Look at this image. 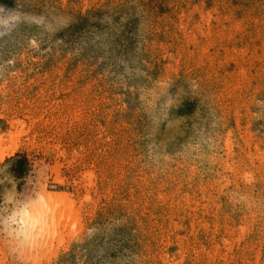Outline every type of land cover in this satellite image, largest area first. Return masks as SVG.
<instances>
[{"label":"rangeland","instance_id":"1","mask_svg":"<svg viewBox=\"0 0 264 264\" xmlns=\"http://www.w3.org/2000/svg\"><path fill=\"white\" fill-rule=\"evenodd\" d=\"M0 19V167L73 202L23 255L0 237V264H264V0H0ZM161 77L196 92L150 133Z\"/></svg>","mask_w":264,"mask_h":264},{"label":"clouds","instance_id":"2","mask_svg":"<svg viewBox=\"0 0 264 264\" xmlns=\"http://www.w3.org/2000/svg\"><path fill=\"white\" fill-rule=\"evenodd\" d=\"M67 19L51 23H44L51 31H56L64 26ZM13 30L12 25L5 19H0V37L8 35ZM176 88L175 93L172 92ZM194 82H187V88L168 78L161 77L151 80L149 84L140 89L141 107L149 121V132L154 133L163 124L171 121L170 113L178 109L189 94H195ZM151 139V135L149 137ZM152 145H149L151 155ZM39 175V174H38ZM8 182L12 185L10 189L0 193V237L8 239L12 249L19 251L22 255L25 251L40 246L48 229L44 225L46 194L38 182L35 191L19 193L12 176L6 173V169L0 167V184ZM29 183H32L29 180ZM120 264H139L136 257H126Z\"/></svg>","mask_w":264,"mask_h":264},{"label":"bare ground","instance_id":"3","mask_svg":"<svg viewBox=\"0 0 264 264\" xmlns=\"http://www.w3.org/2000/svg\"><path fill=\"white\" fill-rule=\"evenodd\" d=\"M43 192L46 194L47 198L46 204L44 205L46 210L44 225L47 229L56 230L58 226L65 224L63 220L73 215V202H66L60 205L58 203L60 200L54 196L55 193L49 192L47 189H45ZM64 200L68 201L67 199ZM76 216H78V213H76Z\"/></svg>","mask_w":264,"mask_h":264}]
</instances>
